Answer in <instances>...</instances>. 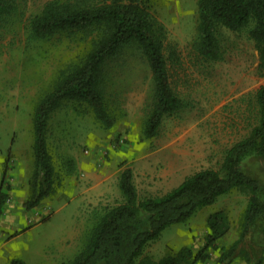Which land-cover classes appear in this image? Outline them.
Here are the masks:
<instances>
[{"label":"rangeland","instance_id":"1","mask_svg":"<svg viewBox=\"0 0 264 264\" xmlns=\"http://www.w3.org/2000/svg\"><path fill=\"white\" fill-rule=\"evenodd\" d=\"M48 1L16 0L13 16L0 22V189L8 192L0 217V264H11L14 257L30 264H62L79 250L96 214L123 201V169H133L140 198L163 195L201 169H219L227 150L259 120L256 93L264 76L254 40L245 31L224 27L223 58L206 60L193 46L198 0H153L154 14L177 43L181 61L170 63L169 73L186 106L164 117L156 137L146 138L143 125L152 104L153 75L140 52L126 49L107 66L109 102L122 115L106 128L86 104L64 102L52 115L49 143L56 156L63 152L75 159V171L54 197L27 209L35 105L60 70L85 50L82 42L64 34L29 41L30 20ZM243 167L264 181L263 160L249 156ZM247 201L248 195L238 190L220 196L187 222L162 231L144 254L159 260L185 245L203 247L207 217L219 209L232 220L220 244H230L238 236ZM218 258L219 251L212 250L205 264H217ZM231 264L247 262L238 258Z\"/></svg>","mask_w":264,"mask_h":264},{"label":"trees","instance_id":"2","mask_svg":"<svg viewBox=\"0 0 264 264\" xmlns=\"http://www.w3.org/2000/svg\"><path fill=\"white\" fill-rule=\"evenodd\" d=\"M197 35L193 46L209 61L221 60V31H245L259 53L264 76V0H198ZM153 0H49L30 20L29 41L47 40L58 34L84 44V53L62 68L44 90L33 113L34 165L29 178L30 194L24 202L32 209L54 197L75 171L76 162L66 153L57 156L49 143L53 113L66 101L86 104L106 128L122 115L108 98L107 66L118 61L126 49L140 52L153 75V99L143 125L146 138H154L166 115L186 106L174 89L171 64L181 61L177 43L169 38L165 24L154 14ZM17 9L16 0H0V22ZM259 120L248 136L226 152L219 169L204 168L163 195L140 198L133 169L126 167L119 178L123 201L103 207L85 235L79 250L62 264H205L212 250L219 251L217 264L238 258L247 264H264V181L243 167L245 158L264 161V83L256 93ZM238 190L248 195L241 213L238 236L230 244L220 241L232 229L225 209L207 217L209 232L199 249L185 245L159 260L145 255L150 242L173 224L187 222L201 208L220 196ZM8 192L0 189V217ZM11 264H28L14 257Z\"/></svg>","mask_w":264,"mask_h":264},{"label":"crops","instance_id":"3","mask_svg":"<svg viewBox=\"0 0 264 264\" xmlns=\"http://www.w3.org/2000/svg\"><path fill=\"white\" fill-rule=\"evenodd\" d=\"M81 178H82V177H81ZM83 178H84V179H86V178H87V176L85 175V173H84V176H83ZM83 178H82V179H83ZM84 179H83V181H82V182H84ZM89 181H90V178H87V179H86V182H89ZM82 191H83V189H82ZM14 221H15V220H14ZM15 247H19V248H21V249H22V248H24L23 246H15ZM19 248H16V249H19ZM25 248H26V247H25ZM23 260H24V259H23ZM24 261H25V260H24ZM26 262L30 264V262H29V261H26Z\"/></svg>","mask_w":264,"mask_h":264}]
</instances>
